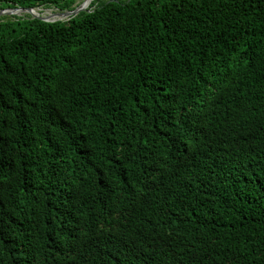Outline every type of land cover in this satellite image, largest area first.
<instances>
[{
  "label": "trees",
  "instance_id": "16d2710c",
  "mask_svg": "<svg viewBox=\"0 0 264 264\" xmlns=\"http://www.w3.org/2000/svg\"><path fill=\"white\" fill-rule=\"evenodd\" d=\"M171 88L198 111L222 112L221 150L160 132L186 106ZM144 133L166 147L151 157L165 188L151 200L174 199L198 252L210 250L205 264H264V0H96L58 21L1 16L0 264H167L156 249L134 254L145 226L122 244L111 212L129 202L125 188L108 209L95 192L108 161ZM69 198L76 218L64 213ZM98 234L116 241L110 259Z\"/></svg>",
  "mask_w": 264,
  "mask_h": 264
},
{
  "label": "clouds",
  "instance_id": "9594fccd",
  "mask_svg": "<svg viewBox=\"0 0 264 264\" xmlns=\"http://www.w3.org/2000/svg\"><path fill=\"white\" fill-rule=\"evenodd\" d=\"M168 95L183 99L186 106L180 112L173 114L160 132L175 136L179 131L190 138L205 137L221 150L223 147L221 140L225 141L227 137H223L229 132L226 121L217 115L222 112L211 116L207 109L196 110L180 96L179 89L171 88ZM163 121L165 122L166 119ZM138 141L140 142L129 144L122 156L108 161L107 178L95 180V192L107 209L116 204L120 198L121 189L125 188L126 194L123 195L129 199V202H125L118 211L111 212V223L120 229L122 244L128 246L127 236L132 229L145 226V233L136 235L130 241L132 248L134 242L142 246L136 249L135 255L139 256L151 249H156L167 264L209 262L210 250L198 252L204 249L198 243V236L185 227L184 213L174 210V199L160 194L155 201L151 200V196L158 194L160 188L165 189L162 186L163 182L159 183L164 180L162 169L157 167L158 163H154L151 157L159 158V150L166 147L160 141L151 140L145 133L141 134ZM170 169L171 166L168 164L166 171L170 172ZM139 199L142 216L138 215L133 203ZM68 203L71 207H65L64 213L67 218H76L77 200L69 198ZM87 211L91 215L96 213L90 209ZM83 239L84 235L80 228L76 231V239H71V243L77 244ZM93 240L99 246L100 256L110 259L111 252L116 247V241L104 234L96 235ZM129 264L135 263L129 260Z\"/></svg>",
  "mask_w": 264,
  "mask_h": 264
},
{
  "label": "water",
  "instance_id": "95a60500",
  "mask_svg": "<svg viewBox=\"0 0 264 264\" xmlns=\"http://www.w3.org/2000/svg\"><path fill=\"white\" fill-rule=\"evenodd\" d=\"M85 1L87 0H84L83 3L79 4L77 7H75L74 9H65V10H58L56 12H52L51 10L52 9H42V8H39V7H36V8H30V7H21V6H16L15 8H18L20 10V12H22V14H29L31 15L33 18H38V19H41L43 21H48V22H52V21H49L47 15H44V12L47 11V10H50L52 12L53 15H58V14H63L65 15V18H62V19H59V20H63V19H66L72 15H76L78 14L79 12H82V11H86L88 6H85L84 3ZM35 9H39V10H43L42 14H35L34 11ZM14 10V7H10V8H5V9H0V17L1 16H5V15H11L12 14V11ZM17 15V14H16ZM58 21V20H57Z\"/></svg>",
  "mask_w": 264,
  "mask_h": 264
},
{
  "label": "bare ground",
  "instance_id": "6f19581e",
  "mask_svg": "<svg viewBox=\"0 0 264 264\" xmlns=\"http://www.w3.org/2000/svg\"><path fill=\"white\" fill-rule=\"evenodd\" d=\"M91 1H92V0H87V1H85L84 5L87 6L88 4L91 3ZM34 13L37 14V15H38V14L43 15V14H42V10H39V9H35ZM12 14H13V15H16V14H17V15H21L22 12H20V10H19L18 8H14V10L12 11ZM44 15H47L49 21H57V20H59V19L65 18V15H63V14L53 15L52 12H51L50 10L45 11V12H44ZM55 17H57V18H55Z\"/></svg>",
  "mask_w": 264,
  "mask_h": 264
},
{
  "label": "rangeland",
  "instance_id": "374dc122",
  "mask_svg": "<svg viewBox=\"0 0 264 264\" xmlns=\"http://www.w3.org/2000/svg\"><path fill=\"white\" fill-rule=\"evenodd\" d=\"M94 1H96V0H92V1H91V3H90V4H88L89 6L87 5V6H88V8H87V9H89V7L91 6V4H92ZM79 2H80V3H83V2H84V0H82V1H81V0H79V1H78V3H79ZM80 3H79V4H80ZM64 10H65V9H64ZM51 11H52V12H55L56 10H53V9H52ZM11 15H13V14H11ZM11 15H7V16H11ZM21 15H24V14H21Z\"/></svg>",
  "mask_w": 264,
  "mask_h": 264
}]
</instances>
